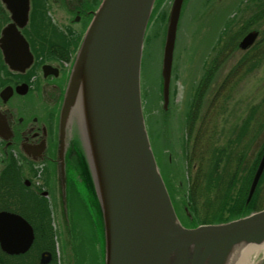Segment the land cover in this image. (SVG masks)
I'll list each match as a JSON object with an SVG mask.
<instances>
[{"label": "water", "instance_id": "95a60500", "mask_svg": "<svg viewBox=\"0 0 264 264\" xmlns=\"http://www.w3.org/2000/svg\"><path fill=\"white\" fill-rule=\"evenodd\" d=\"M184 1L174 0L168 16L162 71L165 108L170 102ZM7 2L14 22L20 27L27 24L30 0ZM155 2L103 0L95 12L76 55L60 111L57 160L64 201L66 153L76 123L104 222L105 264H227L233 247L264 243V209L221 224L190 228L180 221L151 148L140 92L145 33ZM14 25L5 30L10 45ZM16 33L19 38L15 39L22 40L25 50L29 49L18 30ZM257 36V31L249 32L241 47L252 45ZM29 62L28 57L23 67ZM7 92L8 88L3 94L8 96ZM0 124H7L1 115ZM44 153V148H39L34 160H42ZM263 172L264 154L247 203ZM7 218L13 221L12 215L0 213L1 233ZM1 233L0 240L7 248Z\"/></svg>", "mask_w": 264, "mask_h": 264}, {"label": "rangeland", "instance_id": "374dc122", "mask_svg": "<svg viewBox=\"0 0 264 264\" xmlns=\"http://www.w3.org/2000/svg\"><path fill=\"white\" fill-rule=\"evenodd\" d=\"M263 2L264 0H187L178 29L175 53L177 69L173 74L174 89L169 108L163 107L159 78L164 29L172 0H162L151 19L142 75L150 88H154L156 84L157 99L151 105L145 103L146 124L180 219L187 227L194 226L193 216L198 223L219 213L221 202L217 201V196L221 194L229 201L233 199L240 186L244 187L243 180L248 168L256 169L264 152V122L258 121L261 119L260 114L257 115L258 110L255 112L253 109L264 107L263 43L256 42L248 50L239 48L238 44L250 29L258 27L261 31L264 30V20L256 26L250 25L252 28L249 30L245 29L246 21L253 17L258 5ZM41 3L36 13L38 11L37 14H41L48 23L50 19L63 27L69 21L70 16L63 14L61 8L52 4L51 0H41ZM223 19L225 23L221 24ZM259 20L260 18L255 21ZM219 25L221 31L225 26L228 27V32L219 34L221 31L218 29L215 33L214 30ZM237 35L236 42L234 39ZM58 44H66V39L58 41ZM248 53V59L253 58V63L254 57H258L251 70L248 62L240 64ZM213 61L217 65V72L205 89L199 88L202 77ZM160 109L164 111L165 117ZM191 109L195 111L193 120L189 118ZM156 111H160L161 117ZM247 120L254 122L244 129L242 124ZM167 130L172 131L173 140L166 137L164 145L162 134L167 136ZM206 139L215 141L212 150L214 147L216 150L217 146L228 148L223 161L214 164L212 159V166H217L213 167L207 179L206 173L209 170L205 173L201 161L210 165V158L214 154L210 152L208 144L202 142ZM172 163L176 164L182 174L181 184L183 181L187 184L183 191L176 179L169 176ZM216 178L219 179L214 181ZM36 181H39L38 177ZM191 182L194 187L189 191ZM216 205L220 206L219 209ZM263 207L264 183H261L252 208L242 210L247 214ZM88 221L86 219L85 228L91 230Z\"/></svg>", "mask_w": 264, "mask_h": 264}, {"label": "flooded vegetation", "instance_id": "af4514ba", "mask_svg": "<svg viewBox=\"0 0 264 264\" xmlns=\"http://www.w3.org/2000/svg\"><path fill=\"white\" fill-rule=\"evenodd\" d=\"M51 1L70 16L69 21L63 24L65 28H74L76 22L86 19L88 15L93 17L96 10V5L92 4L93 0ZM35 8L36 0H31L29 21L20 27L13 21L8 2L0 0V115L7 121L4 126L0 124V212L22 216L30 223L33 233L31 244L25 248L28 238L26 226L16 222L10 228L6 224L5 231L13 250H5L0 242V264H104V244L99 232H95L98 241L95 255L91 256L85 250L91 259L86 261L87 256L84 261V255L80 251L84 233L78 231L79 218L82 217L77 216V212L73 213V216L69 215L70 218L65 223V227L70 230L66 236H63L58 225L61 223L59 218L65 222L67 217L64 207L61 209L62 215L58 214L57 209L60 181L57 186V116L71 64H62V60L73 59V50L75 52L77 43L66 42L55 46L46 42L42 45L32 29ZM13 23V43L10 45V42L6 41L9 37L4 35V30ZM15 30L27 40L29 49L25 50L22 40L15 39L19 38ZM4 37L5 40L2 41ZM59 46L61 59H58L56 52ZM6 52L12 56L11 62L18 68L11 66ZM22 57L24 58L21 59ZM28 57L30 65L21 69L23 64L18 61H26ZM45 64L48 65L46 68ZM21 83L25 86L21 93H18L15 90ZM6 86L12 88V91L7 93L8 96L2 94ZM23 92L28 94H22ZM27 99L29 104L22 105V101ZM39 108H45L46 112H39ZM39 148L45 150L43 158L41 157V170L37 169L30 158L38 157ZM76 171L67 168L70 201L73 197V184L78 185L75 181L77 178H73ZM36 177L39 181H36ZM42 202L47 204L44 207L51 209L50 219L44 217ZM48 220L50 226L44 225L49 223Z\"/></svg>", "mask_w": 264, "mask_h": 264}, {"label": "bare ground", "instance_id": "6f19581e", "mask_svg": "<svg viewBox=\"0 0 264 264\" xmlns=\"http://www.w3.org/2000/svg\"><path fill=\"white\" fill-rule=\"evenodd\" d=\"M5 1H7V0H5ZM102 2H103V0H93L92 4L96 5L95 6V8H96V7H99V5L102 4ZM186 3H187V1H186ZM186 3H185L184 6L187 5ZM260 9L262 10V8H260L258 6L257 7V11H259ZM184 10H185V8H184ZM153 12L151 14V17H150V20H149V23H148V26H147V29H146V33H145V42H144L143 53H142V61H141V73H140V88H141V90H140V92H141V97H142L141 99H142V107H143V109L144 108L146 109V107H145L146 106V104H145L146 102H148L147 105H151L152 102L157 99L156 84H154L155 85L154 88H150L151 86L146 82V80L144 79V77L142 75L145 43H146L148 35H149L148 34V32H149L148 29H149V25L151 23V19L153 17ZM256 12H254V13H256ZM37 13H38V11H37ZM37 13H36V10H35L33 12V15H32V18L34 19L33 22H32V29H33V31L36 32V37H37V39H39V41L41 40V44L42 45H45V43L48 42V44H53V45L57 46L58 45V41L66 39V42H70V43H74V44L77 43V46H76L77 48H75V52L73 50V55H75V54H77L79 52L78 51L79 50V44L80 45L82 44V40H80L81 37H82V34L86 35V33L90 29V27L92 25V22H93V17L88 15L90 13H87L88 16H87L86 19H83V20H81L79 22H76L77 24L74 25L75 26L74 28L70 27V26H67L65 28V26H63V25H62L63 27H60L57 23L51 22L49 18L48 19H49L50 23H48L47 21L44 20V18H43V16H41V14L38 15ZM62 13L63 14L64 13L67 14L65 11L64 12L62 11ZM256 15L257 14H254L253 16H256ZM182 17L183 16L181 15L180 18L182 19ZM210 21L212 23V20H210ZM223 22H224V19L222 20L221 24ZM167 23H168V18L166 19V28L164 29L165 37H164L163 44H162L163 47H162V57H161L159 81H161L162 71H163V66H164L163 50H164V44H165V39H166ZM246 24H249V23H246ZM179 25H180V22H179ZM220 25H219V28L217 26L216 29L214 30L215 33H217L218 29L219 30L221 29ZM226 25H227V23H226ZM227 28L225 26L222 31L220 30L221 32L219 34L227 33L228 32ZM177 41H178V34H177V39H176V47H177ZM179 42H180V38H179ZM56 52H57L58 59H61L62 55L60 53V46L58 47ZM175 53H176V49H175V52H174L172 72L176 71V69H177V64L175 63L176 62ZM62 61H63L62 64H70L72 62L71 59H68V61H66L65 58ZM27 67H28V65H27ZM24 86H25V84L21 83L17 87V89L15 91L18 92V93L19 92L21 93V91L24 88ZM7 88H8V92L7 93H10V91H12L11 87L6 86L2 90V94H3V92L5 90H7ZM202 88L205 89L206 86H204ZM22 94H28V93L27 92H23ZM29 102L30 101L28 99L25 100V101H22V105L23 104L28 105ZM38 110L41 113L46 112L45 108H39ZM257 110H258V112H257ZM160 111L163 112V117H165L164 111L162 109H160ZM159 112L156 111L158 116L161 117ZM255 112H257V115L260 114L259 118L261 117V119H258V120L264 122V107L263 108L255 107ZM144 114H145V112H144ZM166 115H167V113H166ZM46 117H48V113H46ZM146 128H147V124H146ZM166 137H169L170 139L173 140V133H172L171 130H169V131L167 130V136H166V134H162V140L164 142V145H165V142L167 140ZM150 142H151V148L153 150V153H154L156 161H157V165H158L159 171L161 173V176L164 178V172H163L159 157H158V155L156 153V150H155V147H154V144H153L151 138H150ZM185 151H186V149H185ZM187 155H189V151L187 152ZM189 159L191 161V158H189ZM169 172H170L169 176H173L176 179V183H178L179 188L181 189V191H183L184 188H186L187 184L184 181L181 184V181L183 180L182 179L183 177H182V174L179 171V169H177L176 164H173V163L170 164V171ZM188 177L190 178L189 173H188ZM164 181H165V178H164ZM190 184H192V182ZM193 187H194L193 184L189 185V191H192ZM42 205L46 206L47 204H44V202H42ZM244 205H245V207H247L249 204L245 203ZM219 207H218V205H216L217 209H219ZM233 207L234 206L230 207L229 205H227L225 208H221L220 207L219 213H215L214 215H212L211 216L212 218L209 220L210 223H207V224L227 223V222H230V221H233V220H237V219H240V218L244 217L243 215L235 214V212L233 210ZM244 215H248V213L244 214ZM77 216L82 217L84 220H86L85 217H84L83 211L81 209L79 210V213L77 214ZM79 223L82 226H85V224H87V223H84L83 220H80ZM88 224H89V221H88ZM81 232H83L84 235H83V238H82V244H80L81 245L80 251H82V253L84 255V261H85V257L87 258V256H88V258L86 259V261H87V260L91 259L90 255L94 256L95 255V250L98 249L97 236L92 230L86 229L85 227H82ZM85 250L90 255H86ZM263 257H264V243H262L260 245L259 244L258 245H256V244H242V245H237V246L232 248L230 259L227 261V264H260L262 262V260H264Z\"/></svg>", "mask_w": 264, "mask_h": 264}, {"label": "trees", "instance_id": "16d2710c", "mask_svg": "<svg viewBox=\"0 0 264 264\" xmlns=\"http://www.w3.org/2000/svg\"><path fill=\"white\" fill-rule=\"evenodd\" d=\"M160 1H162V0H159V4H160ZM40 5H42L41 0L40 1L36 0V8H35V10H37V7L40 6ZM258 6L260 8H262V10L260 9L259 11H257L255 13V14H257L256 16L251 17V19L248 22L246 21V23H249L245 27L246 30H249L250 28H252V27H250V25L254 24L256 26V24H258V23L260 24L264 20V2L261 3V4H259ZM155 12H156V9L153 12V16H154ZM258 18H260V20L258 22H256L255 20L258 19ZM257 29H260V28L257 27ZM243 30L244 29H242V31ZM261 35L262 36H261V39L258 41L259 42L258 44H262L263 43V47L262 48H264V30L261 31ZM237 37H238V35L236 36V38L234 40L237 41ZM235 45H237V43ZM247 55H249V53L246 54L243 57L244 59L242 60V62H240V64H243L245 62H248L249 63V66H250L249 67V70H251L255 66L258 57H256V58L254 57V63H253V58L248 59V56ZM207 70L208 71H206V73L202 77V80L200 81L199 88L200 87L202 88L204 86H207L211 82V80L213 79L215 73L217 72V65L215 64V61H213V63L210 65V67H208ZM253 109H255V107ZM194 113H195V111L193 109H191L190 115H189V118L191 120H193ZM249 121H251V122L248 123ZM252 122H254V120H247L245 123L242 124V127H244V129L245 128H248ZM73 143H74V146L70 150L71 156H76L80 161H84L85 160V157H84L83 150H82V148L79 145V140L78 139H75V141ZM203 143H207L208 146H209V150L211 148V151L210 152L214 154V157L210 158V165L207 164L206 162L204 163V161H201V164H202V167H204L205 173L209 170L206 173V179H207V176L213 171L214 165L212 166V162H211L212 159L214 160V164H216V163L218 164L219 162L223 161V155H224L225 151L228 150V148H227V146H217V149L216 150H215V147L212 150V145L213 146L215 145V141H213V140L211 141L210 139H206L205 141H203ZM209 150L206 151V152H209ZM206 152H204V154ZM216 152H217V154H216ZM226 155H228V153ZM224 157L226 158V156H224ZM74 166H76V162H75ZM84 166H85V164H84ZM216 166L217 165H215V167ZM254 170H255L254 167L253 168H251V167L248 168V171H247L248 173L246 174V176L244 177V180H243V183H244L243 186L244 187L241 188V186H240V188L237 190L238 192L235 194V196H234L233 199H231L229 201V200H227L225 198V196H222L221 194H219L217 196L216 199H217V201L221 202V208H225L227 205H229L230 207L231 206H234L233 207V210H234L235 214H237V215H243V216H244V214H246L245 212H243L244 209L246 210L247 208H252V205L254 204L255 196H254L253 200L251 201V203L247 207H245L244 204L246 203V198H247V194H248V187L250 185V182H251V179H252V175H253ZM218 179L219 178H216V179H214V181H217ZM84 207H86V206L84 205ZM43 210H45L44 217L49 218L50 217V209L48 207H44L43 206ZM94 211H95V208L89 209V213L93 214L94 217H95L96 215L94 214ZM211 218L212 217H210L209 219L207 218V220L202 221V222H198V223L195 221L194 225H198L199 223H210L209 220ZM44 222H46V221H44ZM48 222L49 223H46V224L43 223V224L44 225H47L48 224V226H50V220H48Z\"/></svg>", "mask_w": 264, "mask_h": 264}]
</instances>
